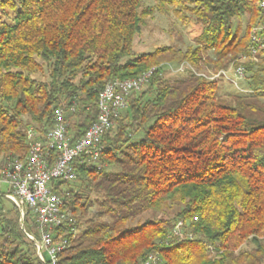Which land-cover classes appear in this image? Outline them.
<instances>
[{
    "label": "trees",
    "instance_id": "trees-1",
    "mask_svg": "<svg viewBox=\"0 0 264 264\" xmlns=\"http://www.w3.org/2000/svg\"><path fill=\"white\" fill-rule=\"evenodd\" d=\"M258 2L0 0V158H24L27 128L42 136L72 99L85 108L68 117L79 138L106 82L155 69L102 137L96 164L76 163V178L57 183L74 219L60 230L68 244L57 264H141L150 254L163 264L263 263L264 50L253 59L249 39L264 19ZM155 8L199 33L193 45L131 57ZM182 62L212 72L243 65L245 91L166 76L164 64ZM19 217L0 196V264H40ZM23 227L35 229L29 212Z\"/></svg>",
    "mask_w": 264,
    "mask_h": 264
},
{
    "label": "built area",
    "instance_id": "built-area-1",
    "mask_svg": "<svg viewBox=\"0 0 264 264\" xmlns=\"http://www.w3.org/2000/svg\"><path fill=\"white\" fill-rule=\"evenodd\" d=\"M258 8L264 15V0H259ZM249 39L251 57L255 59L257 52L264 50V19L250 30ZM163 68L178 74L190 72L207 81L224 79L237 90L241 89L238 85L244 81L245 73L243 65L216 72L198 71L187 62L167 63ZM154 71L151 68L133 78L106 82L97 94L96 118L79 138L73 139V133L68 130V117L80 114L85 108L72 99L56 107L51 126L42 136L33 127L27 128L28 152L24 158H0V196L17 207L21 221L25 213L31 214L36 234L25 232V235L33 243L40 264H57L58 254L68 244L60 230L74 222L63 210V198L55 190L57 183L76 178V163L96 164L102 152V137L128 107L129 97L148 84ZM229 72L234 77H229ZM181 228L180 221L172 229L173 236H179ZM141 264L163 263L155 254H150Z\"/></svg>",
    "mask_w": 264,
    "mask_h": 264
},
{
    "label": "rangeland",
    "instance_id": "rangeland-1",
    "mask_svg": "<svg viewBox=\"0 0 264 264\" xmlns=\"http://www.w3.org/2000/svg\"><path fill=\"white\" fill-rule=\"evenodd\" d=\"M159 0H144L145 5L155 6L157 5ZM240 24H244V22H240ZM244 28V27H243ZM241 32L243 29H240ZM199 33L198 26L194 24H189L186 27H183L180 22L173 16V14L168 12H158L155 8V13L151 19H147L145 25L142 27L140 33L136 36L133 43L132 55H139L142 53H148L153 51L155 48L165 46V45H177L178 40L181 41L183 46L193 45L194 36ZM166 70V69H165ZM201 71H208L201 70ZM178 73L171 72L170 70H166V76L170 78H174ZM229 77H234L230 72L228 73ZM220 86H222L223 92L229 93L233 92V90H237L234 85H232L227 80H218ZM239 92L244 91L243 82L239 85ZM74 121V119H73ZM143 132L140 131L137 135L134 136V139H139L142 136ZM4 190V187H1ZM11 206L6 205V210H9ZM20 214V213H19ZM19 224L21 230L25 234V230L23 227V220L21 221L19 217ZM23 227V228H22ZM28 234L34 235L36 234L35 229L31 232H27ZM26 236V235H25ZM251 246H249L250 248ZM35 248V247H34ZM36 252V251H35ZM264 264V261L263 263Z\"/></svg>",
    "mask_w": 264,
    "mask_h": 264
}]
</instances>
